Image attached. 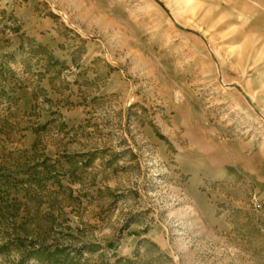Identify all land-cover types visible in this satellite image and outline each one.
<instances>
[{
	"label": "rangeland",
	"instance_id": "obj_1",
	"mask_svg": "<svg viewBox=\"0 0 264 264\" xmlns=\"http://www.w3.org/2000/svg\"><path fill=\"white\" fill-rule=\"evenodd\" d=\"M0 264H264V0H0Z\"/></svg>",
	"mask_w": 264,
	"mask_h": 264
}]
</instances>
